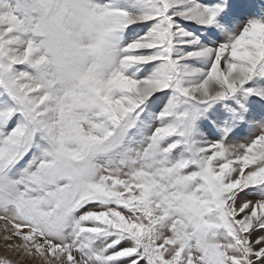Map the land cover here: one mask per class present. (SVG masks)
I'll use <instances>...</instances> for the list:
<instances>
[{"label":"snow or ice","instance_id":"obj_1","mask_svg":"<svg viewBox=\"0 0 264 264\" xmlns=\"http://www.w3.org/2000/svg\"><path fill=\"white\" fill-rule=\"evenodd\" d=\"M0 264H264V0H0Z\"/></svg>","mask_w":264,"mask_h":264},{"label":"rangeland","instance_id":"obj_2","mask_svg":"<svg viewBox=\"0 0 264 264\" xmlns=\"http://www.w3.org/2000/svg\"><path fill=\"white\" fill-rule=\"evenodd\" d=\"M0 254H2V251H0Z\"/></svg>","mask_w":264,"mask_h":264}]
</instances>
